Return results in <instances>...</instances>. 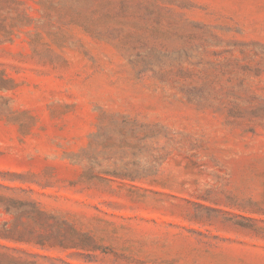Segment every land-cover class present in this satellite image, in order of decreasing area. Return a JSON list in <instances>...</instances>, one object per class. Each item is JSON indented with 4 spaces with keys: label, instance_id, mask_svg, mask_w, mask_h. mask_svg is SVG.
<instances>
[{
    "label": "rangeland",
    "instance_id": "rangeland-1",
    "mask_svg": "<svg viewBox=\"0 0 264 264\" xmlns=\"http://www.w3.org/2000/svg\"><path fill=\"white\" fill-rule=\"evenodd\" d=\"M0 264H264V0H0Z\"/></svg>",
    "mask_w": 264,
    "mask_h": 264
}]
</instances>
